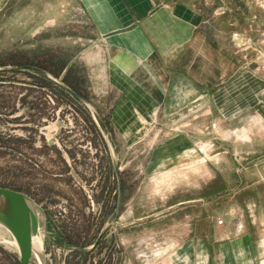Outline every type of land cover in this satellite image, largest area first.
Returning <instances> with one entry per match:
<instances>
[{
	"label": "rangeland",
	"instance_id": "rangeland-1",
	"mask_svg": "<svg viewBox=\"0 0 264 264\" xmlns=\"http://www.w3.org/2000/svg\"><path fill=\"white\" fill-rule=\"evenodd\" d=\"M182 1L200 11L202 34L243 64L237 78L250 82L226 94L235 78L192 103L181 100L175 117L143 123L112 116L118 94H104V82L93 79L103 64L91 49L92 26L67 0H0V67L70 75L106 124L82 101L40 87L37 71L0 72V187L45 210L47 264H211L203 241L226 237L230 207L229 224H238L227 192L236 165L227 161L264 158V0ZM108 130L123 192L114 226L118 180ZM3 232L0 264H18L13 238ZM64 241L92 249L71 251Z\"/></svg>",
	"mask_w": 264,
	"mask_h": 264
},
{
	"label": "crops",
	"instance_id": "crops-1",
	"mask_svg": "<svg viewBox=\"0 0 264 264\" xmlns=\"http://www.w3.org/2000/svg\"><path fill=\"white\" fill-rule=\"evenodd\" d=\"M67 1L92 26L91 49L99 52L93 59L103 64L99 75L93 68V79L104 82V94H118L112 116L120 112L117 116L141 118L143 123L175 117L181 100L192 103L202 93L208 96L244 68L210 35L202 34L204 19L188 1ZM249 80L238 77L226 94L247 87ZM227 162L236 165L229 172L235 184L227 192L237 203L238 224H229L235 211L230 207L222 227L226 237L214 233L201 247L208 245L211 264H264V158L247 153Z\"/></svg>",
	"mask_w": 264,
	"mask_h": 264
},
{
	"label": "water",
	"instance_id": "water-1",
	"mask_svg": "<svg viewBox=\"0 0 264 264\" xmlns=\"http://www.w3.org/2000/svg\"><path fill=\"white\" fill-rule=\"evenodd\" d=\"M23 68L24 67L20 66H3L0 67V72L18 71L22 70ZM31 68L42 72L49 80L62 87L65 91L76 97L78 100L82 101L93 111V113L97 117V120L100 121L103 125H106L105 121L98 113V111L92 106V104L85 97L70 88L64 82L62 77H56L49 71L36 66H31ZM109 135L110 132L108 130V138L106 139V143L109 148L113 168L118 180V201L116 209L114 210L112 215V217H114V222L112 223V226H114L119 217V211L123 199V192L122 180L119 174L118 163L115 158V153L111 145ZM45 219V210L40 205H38L35 200L32 199L29 195L10 188L0 187V224L5 229H7V231L14 239L19 254L18 264H47L45 258L44 242L41 253L38 252L37 254L35 247V240L39 236L42 237L43 232H46V230L42 228V220ZM107 227V225L103 227L98 241H96L92 248L98 245L100 239L107 230ZM55 235L64 240V238H62L58 233H56ZM64 242L65 247L71 251L88 252L92 249L71 247L66 241Z\"/></svg>",
	"mask_w": 264,
	"mask_h": 264
},
{
	"label": "trees",
	"instance_id": "trees-1",
	"mask_svg": "<svg viewBox=\"0 0 264 264\" xmlns=\"http://www.w3.org/2000/svg\"><path fill=\"white\" fill-rule=\"evenodd\" d=\"M60 60V59H59ZM59 60H57L59 62ZM60 64V63H59ZM38 67V66H36ZM66 65H64L62 68L65 69ZM41 68V67H39ZM44 70H47L49 71L50 73H52L53 75H55L56 77H59L58 74H56L53 70H48V69H45V68H42ZM24 70H33V71H37L38 73H41L42 74V78H43V82L39 79H37L39 81V86L42 87V88H48V89H51L52 91H56V92H60L61 94H66L67 96H71L74 98V100L77 101V98L74 97L73 95H71L70 93H68L67 91H65L62 87L58 86L57 84H55L54 82H52L51 80H49L42 72L38 71V70H35V69H32L31 66H24ZM18 71H21V70H18ZM13 72H17V71H13ZM31 78H37L35 76H32ZM64 82L70 87L72 88L74 91H76L77 93H79L80 95H82L83 97L87 98L85 95H83L74 85V83L72 82L71 80V77L70 75L63 78Z\"/></svg>",
	"mask_w": 264,
	"mask_h": 264
},
{
	"label": "bare ground",
	"instance_id": "bare-ground-1",
	"mask_svg": "<svg viewBox=\"0 0 264 264\" xmlns=\"http://www.w3.org/2000/svg\"><path fill=\"white\" fill-rule=\"evenodd\" d=\"M3 230H5L6 232H8L7 231V229H5L1 224H0V239L3 241V242H5L6 240H5V237H4V232H3ZM9 233V232H8ZM10 234V233H9ZM7 243H8V241H7ZM10 243V242H9ZM11 244H13V245H15L16 246V244H15V242H14V239H13V241H12V243ZM15 246H14V248H15ZM42 246H43V240H42V237L41 236H39L36 240H35V247H36V251H37V254H38V252L39 253H41V251H42ZM13 247V246H12ZM11 248V247H10ZM17 248V247H16ZM38 257V256H37Z\"/></svg>",
	"mask_w": 264,
	"mask_h": 264
}]
</instances>
